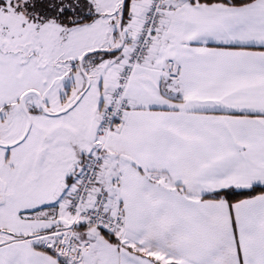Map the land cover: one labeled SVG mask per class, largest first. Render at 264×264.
<instances>
[{
  "label": "snow or ice",
  "instance_id": "obj_1",
  "mask_svg": "<svg viewBox=\"0 0 264 264\" xmlns=\"http://www.w3.org/2000/svg\"><path fill=\"white\" fill-rule=\"evenodd\" d=\"M0 264H264V0H0Z\"/></svg>",
  "mask_w": 264,
  "mask_h": 264
}]
</instances>
